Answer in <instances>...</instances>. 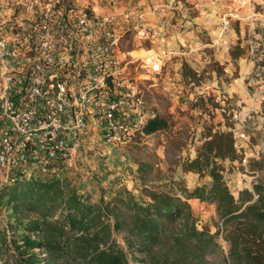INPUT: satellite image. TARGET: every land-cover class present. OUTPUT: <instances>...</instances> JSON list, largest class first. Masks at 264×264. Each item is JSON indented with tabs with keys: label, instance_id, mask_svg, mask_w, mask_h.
<instances>
[{
	"label": "rangeland",
	"instance_id": "374dc122",
	"mask_svg": "<svg viewBox=\"0 0 264 264\" xmlns=\"http://www.w3.org/2000/svg\"><path fill=\"white\" fill-rule=\"evenodd\" d=\"M68 1L86 10L95 6L98 14H103L101 9L108 5V0ZM122 1L129 6L125 9L143 11L139 0ZM174 2L166 9L168 13L161 18L160 27H155L162 30V37L166 32H190V38L199 45L192 49L191 59L184 60V55L178 51L164 57L163 52L155 49L162 56L159 73H151L134 63L128 66L124 79L126 85L137 86L147 112L164 118L167 127L137 138L135 143L124 147L106 146L99 136H93L94 131L92 136H81L75 155L71 161H64L63 170L92 200L100 196L108 198L115 190L123 189L139 198L143 197V187L180 195L181 187L192 190L197 186H208L211 182L208 175L185 172L181 163L195 156L197 146L203 141L205 128L209 126L213 130H229L233 136L236 131H244L255 148L260 150L259 158L264 156V5L256 6L252 19H233L230 26L222 31L220 15L229 7H236L237 0H225L222 10L216 7L210 9V14L218 18L213 30L185 26L183 21L189 18L191 12L190 9L182 12L181 8L190 4ZM163 6L154 10L158 11ZM241 11L245 12V8ZM21 15L16 10L10 16L7 24L12 26L11 32L20 31L18 22L24 20ZM123 24L133 25V22ZM124 25L119 46L121 57H128L126 52H131L132 56H143L145 52L141 47L157 45L142 32L145 39H137L136 32ZM177 43L182 48L179 40ZM234 79L238 80L237 83L242 81L244 87L232 93L224 91V86L235 85ZM179 89L182 91L178 94ZM237 153L238 160L223 161L222 171L224 180L235 195L241 188H251L256 179L264 182V169L254 171L249 168L250 159H256L250 157L251 148L241 147ZM139 163L151 166L146 169L144 179L137 173ZM8 174L9 171L0 167V186ZM187 202L193 213L194 226L214 234L220 226L215 205L197 198H190ZM8 212L0 202V223L6 221ZM215 241L219 245L218 250L208 253L206 258L210 264H223L222 254L227 253V242L221 233L215 236ZM134 255L140 256L137 252ZM55 264L64 263L59 261Z\"/></svg>",
	"mask_w": 264,
	"mask_h": 264
},
{
	"label": "trees",
	"instance_id": "16d2710c",
	"mask_svg": "<svg viewBox=\"0 0 264 264\" xmlns=\"http://www.w3.org/2000/svg\"><path fill=\"white\" fill-rule=\"evenodd\" d=\"M166 127L154 115L143 131ZM234 143L231 131L205 128L195 156L181 167L211 182L181 187L180 195L143 187V197L123 189L92 200L61 159L28 174L9 171L0 186V202L9 211L0 223V264H210L206 255L218 250V233L228 245L223 264H264V182L231 192L222 171L224 160L239 159ZM149 168L139 163L138 175L144 179ZM249 168L264 169V156L250 159ZM190 198L215 205L220 226L214 234L194 226Z\"/></svg>",
	"mask_w": 264,
	"mask_h": 264
},
{
	"label": "built area",
	"instance_id": "2783aa9c",
	"mask_svg": "<svg viewBox=\"0 0 264 264\" xmlns=\"http://www.w3.org/2000/svg\"><path fill=\"white\" fill-rule=\"evenodd\" d=\"M17 1L32 16L11 32L0 0V167L28 174L58 159L71 161L80 137L93 131L108 147L144 137L154 115L137 86L125 84V74L134 63L159 73L162 56L150 48L143 56L121 57V28L133 22L153 44L162 30L137 8L98 14L68 0ZM258 4L264 0H237L220 15L221 30L233 19H252ZM234 135L236 150L250 147V157L259 158L244 131Z\"/></svg>",
	"mask_w": 264,
	"mask_h": 264
},
{
	"label": "crops",
	"instance_id": "0c3cea01",
	"mask_svg": "<svg viewBox=\"0 0 264 264\" xmlns=\"http://www.w3.org/2000/svg\"><path fill=\"white\" fill-rule=\"evenodd\" d=\"M175 0H139L138 3H141L142 9L146 15V19L154 26L160 27L161 18L163 15L167 14L166 9L173 4ZM175 2H186L190 4L188 7L185 6V8H181L182 12H186L188 9H190V16L189 18L184 20V25L187 27L195 26V28L199 30L203 29H215V23L218 21V18L216 16H213L210 14V9L213 7H216L218 10H222V6L225 3V0H184V1H175ZM174 2V3H175ZM2 5L4 6V11L8 16H11L16 9H18V1L17 0H2ZM42 2H38L37 6L41 4ZM161 5H164L163 8H160L158 11H155L154 9L156 7H161ZM168 5V6H167ZM129 7L127 3H125L122 0H108V5L105 8L101 9V12L108 13V12H117L120 10H123L125 8ZM96 12L95 6L91 7ZM18 12H21V19L28 21L30 20L32 16V11L30 9H18ZM188 12V11H187ZM97 13V12H96ZM184 16V14H183ZM124 25V24H123ZM127 26V29H131L136 32L137 39L140 37L142 39H145V36L133 28L132 25L127 24L124 25ZM190 32H185L184 34H177L174 32H166V35L162 37L160 40H158L155 44L157 45H149L148 47H141L140 49L146 50V49H156L160 52H163V56L167 57L168 54L173 52H179L181 55H184V60L189 61L191 59L190 53L192 52L193 48H197L198 42H194L190 38ZM177 40H179L181 46L177 43ZM180 48V49H179ZM243 65V64H242ZM231 73L229 72V75ZM235 80V85L229 84L224 86V91L228 93L235 92L237 90H240L244 87L243 82L239 81L237 83V79ZM233 80V81H234ZM213 87L218 88L216 84H213ZM219 89V88H218ZM192 97V95H191Z\"/></svg>",
	"mask_w": 264,
	"mask_h": 264
}]
</instances>
